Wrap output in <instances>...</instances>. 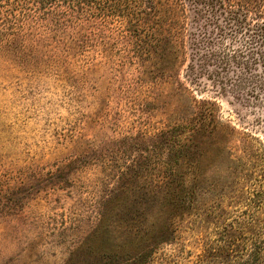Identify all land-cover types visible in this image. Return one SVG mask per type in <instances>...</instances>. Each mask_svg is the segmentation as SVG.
Here are the masks:
<instances>
[{
    "label": "rangeland",
    "instance_id": "1",
    "mask_svg": "<svg viewBox=\"0 0 264 264\" xmlns=\"http://www.w3.org/2000/svg\"><path fill=\"white\" fill-rule=\"evenodd\" d=\"M14 12L0 4V264H207L208 248L209 264H243L232 248L264 185L263 151L245 152V136L264 142L260 111L179 68L223 125L181 158L140 138L164 139L184 100L143 73L118 20L58 29L68 15ZM199 160L191 206L156 198L173 168Z\"/></svg>",
    "mask_w": 264,
    "mask_h": 264
},
{
    "label": "trees",
    "instance_id": "2",
    "mask_svg": "<svg viewBox=\"0 0 264 264\" xmlns=\"http://www.w3.org/2000/svg\"><path fill=\"white\" fill-rule=\"evenodd\" d=\"M0 4H5L13 16L17 8L68 15L58 16V29L68 24L81 29L84 21L92 18L118 20L121 44L133 49L143 73L152 75L155 82L161 79L175 84L176 96L184 100L173 109L170 116L174 120L164 139V130L140 138H160L181 158L191 157L197 144L211 143L223 125L216 101L195 99L181 82L179 68H184L195 84L206 77L219 85L217 94L229 93L236 99L245 96V108L260 111L255 122L259 118L264 122V0H0ZM256 147L264 156V142L250 134L245 136L249 157H255ZM200 163H189L187 173L179 170L184 164L179 163V168H173L154 187L156 198L166 200L169 194L168 200L191 206V198L199 194ZM187 176L195 181L194 187L193 182L188 185ZM161 186L164 190L159 191ZM251 202L252 206L245 209V233L236 239L241 245L232 251L245 256L243 264H264V185ZM211 254L208 248L202 260L211 263Z\"/></svg>",
    "mask_w": 264,
    "mask_h": 264
}]
</instances>
